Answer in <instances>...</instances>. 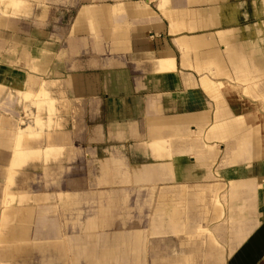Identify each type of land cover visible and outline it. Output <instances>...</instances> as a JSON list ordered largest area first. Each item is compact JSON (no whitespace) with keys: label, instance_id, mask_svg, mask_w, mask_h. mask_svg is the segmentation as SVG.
Masks as SVG:
<instances>
[{"label":"crops","instance_id":"0c3cea01","mask_svg":"<svg viewBox=\"0 0 264 264\" xmlns=\"http://www.w3.org/2000/svg\"><path fill=\"white\" fill-rule=\"evenodd\" d=\"M72 4L77 12L70 24L62 22L65 14L53 31L39 23L40 16L58 8L68 12ZM88 20L96 41L88 39ZM92 49L101 55L96 64L112 65L111 72L86 74L82 56ZM125 65L144 72L135 84L122 72ZM203 81H240L241 102L234 103L230 91L217 102ZM52 86L58 95L79 99L80 107L85 98L103 96L104 141L134 149L131 183L159 187L162 228L171 223L176 232L162 231L160 244L151 245L150 263L144 239L134 233L69 235L50 221L54 238L41 241L36 228L47 223L42 207L11 205L17 197L25 202L26 192L6 191L0 218L10 223L0 221V264H22V256L30 255L24 241L62 264H264V125L258 128L264 113V0H0V94L9 92L0 101V145L9 140L12 148L0 161L8 183L17 185L18 170L63 148L68 133L55 129ZM232 113L242 119L233 121ZM93 131L91 138L99 139L100 126ZM15 145L40 155L22 165L17 158L13 168Z\"/></svg>","mask_w":264,"mask_h":264},{"label":"rangeland","instance_id":"374dc122","mask_svg":"<svg viewBox=\"0 0 264 264\" xmlns=\"http://www.w3.org/2000/svg\"><path fill=\"white\" fill-rule=\"evenodd\" d=\"M41 2L39 4L44 9V4ZM25 8L27 12V5ZM76 12L77 6L72 4L71 7H68V12L65 9L58 8L56 11H52L50 17L49 15L47 17L40 16L37 19L45 27L46 31L49 29L53 31L54 26H56L58 19L62 15L65 14V17L62 16V22L70 24ZM25 19H31V16L26 15ZM88 29V39L96 41L95 24H91L89 20ZM27 31L28 29L26 28ZM93 51L95 50L92 49L82 56V60L87 62L86 74L91 75L96 71L111 72L112 65L106 64L103 67L96 64L95 57H101V55H98L97 51ZM109 51L111 54V50ZM186 52H188L189 59L191 54L194 53V49L185 51V54H183L186 55ZM105 53L106 57L111 58L107 52ZM183 54L182 59L185 57ZM222 59L224 60V65L226 63L225 66L231 69V65L223 54ZM25 60L27 61L26 57ZM25 67L32 72H36L33 66L27 67L26 65ZM122 72L131 74L132 80H134L132 84H135V80L144 74L135 65H125L122 67ZM202 72L210 73L207 72V69H203ZM125 78L123 83H126V87H129L128 77L125 76ZM91 83L95 84L97 82L91 81ZM224 83L203 81L202 88L207 91L213 90L216 93V97L213 99L217 100V102L222 100V97L219 96L220 93L230 91L233 94L234 103L239 104L241 102L240 81L228 82L225 83L226 85ZM54 88L52 86L51 90L54 91ZM31 89L36 90L37 87L32 86ZM8 94V91L1 93L0 101L6 102ZM51 96L56 100L53 119L59 124L55 129L57 132L64 134L67 132L69 137L66 136V139L60 143L63 148L56 157L50 156L46 160L43 158L44 155H42L40 160L34 161L33 164H27V166L18 170L15 175L18 186L8 183L7 177L9 175H7L5 169L6 163L2 165L0 161L2 166V168L0 166V204L4 192L13 190L25 191L27 197L25 202H22L17 197V200L12 202L11 205H35L36 210L39 209V206L42 207L47 223L36 228L40 234L38 239L41 238V241L42 239L54 238L53 234H50V221L54 222V224L57 223L58 230L62 234L79 235L82 232L91 233L96 231L100 233L127 232L137 234L140 236L139 238L144 239L142 241L143 256L145 261L147 259L148 262H146L150 263V257L155 258L154 247L152 248L151 245H154L155 241L160 244L159 239L162 231L165 234L176 232L173 230L171 223H165L164 229L162 228V212H159L157 208L160 201L159 187L145 185L142 182L131 183L129 164L134 163L136 152L133 149V152L130 153L126 145H114L111 142L104 141L102 128L107 124V111L103 96L100 99L85 98L81 107L79 99H68L64 95L56 94L55 91L51 93ZM40 97L38 99L39 106L43 104L44 99V97ZM24 99L27 102L31 101L32 97L25 96ZM94 100H98V102ZM19 104L22 106L23 102ZM10 105L11 107L15 106L14 104ZM0 114H2L1 111ZM241 119L239 115L232 113L233 121ZM260 119L261 122L258 128L264 125V113L260 116ZM81 125L84 127L80 128ZM96 126H100L99 139H92L91 137L95 134L93 130ZM262 130L264 129L261 128ZM86 138H89L88 143ZM91 140L97 141L90 142ZM39 146L43 147L44 142L40 143ZM11 149V141L8 140L6 147L0 145V155L2 152L6 155L10 154ZM28 197H39V199L34 202L29 200ZM18 202L21 203L19 204ZM173 211L171 210L172 214ZM0 221H2V225L6 226L10 223L7 218H3ZM34 229L35 220L33 225H30L29 238ZM149 238H155V240H148ZM133 243L137 244L136 241ZM138 243L141 244V241L139 240ZM24 246L29 250L28 253L31 256L28 254L22 256V264H62L59 260H50L47 250L43 252L37 249L33 250L30 241H24ZM159 253L160 245L156 255H159ZM76 264H80V262Z\"/></svg>","mask_w":264,"mask_h":264},{"label":"bare ground","instance_id":"6f19581e","mask_svg":"<svg viewBox=\"0 0 264 264\" xmlns=\"http://www.w3.org/2000/svg\"><path fill=\"white\" fill-rule=\"evenodd\" d=\"M43 83H44V82H43ZM41 84H42V83H41ZM43 85H44V84H43ZM40 87L42 88V86H40ZM44 87H45V86H44ZM41 88H40V89H41ZM42 89H44V88H42ZM48 89H49V88H48ZM46 90H47V89H46ZM38 92H39V90H38ZM41 92H42V90H40V95H41ZM34 94H35V93H34ZM37 94H38V93H36V95H35L36 97H37ZM44 94H45V93H44V91H43L42 97H43ZM38 95H39V94H38ZM45 95H46V94H45ZM24 96H25V94H24ZM26 96H27V94H26ZM35 96H34V99H36ZM27 97H28V96H27ZM29 97H31V95H29ZM44 97H45V96H44ZM37 98L39 99V98H41V97H37ZM25 99H26V98H25ZM36 125H37V124H36ZM19 133H20V132H19ZM47 135H48V134H47ZM26 136H27V135H26ZM34 136H35V135H34ZM20 137H21V136H18V138H20ZM21 138H22V137H21ZM21 142H22V141H21ZM54 142H55V140H54ZM56 142H57V141H56ZM60 142H61V141H60ZM18 143L20 144L19 140H18L17 144H18ZM22 143H23V142H22ZM22 143H21V144H22ZM19 144H18V145H19ZM23 145H24V144H23ZM23 145H21V146H23ZM15 146H16V145H15ZM21 146H20V148H21ZM15 148H17V151L14 152V153H12V154L14 155V160H15L14 163H12V164H13V168H14V167H15V168L17 167V165H14V164L16 163L17 158H18V160L20 159V160H19V163H20V161H21V162H24V161H26V160H28V159H31V161H32V157H33L34 155H35V156H37L38 154L40 155V152H39L40 150H39L38 148H36V150L38 149L39 151H37V152H39V153H34V152H32L33 150H32V151L30 150V151H28V152H27V151L22 152V151L18 150V146H16ZM15 148H14V150H15ZM48 148H49V147H48ZM30 149H31V148H30ZM52 149H53V148H52ZM44 150L46 151V150H51V149H44ZM52 151H54V150H51V152H50V151H49V152L52 153ZM55 151H56V150H55ZM43 154H44V153H43ZM54 154H55V153H54ZM15 155H16V156H15ZM39 155H38V156H39ZM50 155H51V154H50ZM35 156H34V157H35ZM34 157H33V158H34ZM34 159H35V158H34ZM38 159H39V158H38ZM22 160H23V161H22ZM11 162H13L12 159H11ZM20 164H21V163H20ZM10 165H11V164H10ZM21 165H22V164H21ZM11 166H12V165H11ZM18 167H19V166H18ZM9 170H10V169H9ZM9 172H10V171H9ZM13 176H14V175H13ZM261 187H262V186H261ZM7 194H8V193H7ZM15 195H16V194H15ZM17 214H18V213H17ZM7 252H8V251H7ZM9 252H10V251H9ZM10 255H11V254H10ZM4 264H6V263H4Z\"/></svg>","mask_w":264,"mask_h":264}]
</instances>
